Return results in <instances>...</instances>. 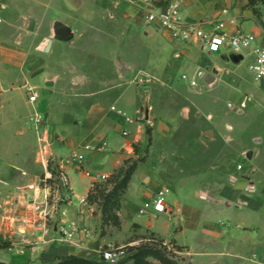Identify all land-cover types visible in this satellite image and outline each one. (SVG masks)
<instances>
[{"label":"crops","instance_id":"crops-1","mask_svg":"<svg viewBox=\"0 0 264 264\" xmlns=\"http://www.w3.org/2000/svg\"><path fill=\"white\" fill-rule=\"evenodd\" d=\"M0 1L4 5L0 12L3 19L0 26V242H9L8 248H0V254L3 253L8 258L3 263L52 264L57 258L72 255L106 264L100 260L104 250L124 246L128 255H131L138 243L150 241V236L160 240L169 251L171 243L181 247L182 251L176 253L182 255L187 264H232L236 262L234 259H241V248L250 245L247 235L252 230L258 234L263 227L252 228L243 223L236 224L233 228L216 226L208 220L212 213L191 204L190 196L197 205H201L204 200L212 202L216 198V207H219L217 205L222 200L235 202L237 198H241L247 203V211L257 215L264 206L263 171L259 173V169L251 165L250 172L243 173L242 167L237 164L236 168L223 167V176L213 185L203 184L199 178L196 179L197 183L194 179H179L169 164L172 155L178 150L170 142L175 132L173 126L161 120L150 128L151 126H146L148 120L138 121L141 106L144 108L143 100L147 97L149 102L148 96H142L146 90L127 97L124 108L120 105L122 94H114L113 99L111 97L115 86L131 76L134 68L140 69L144 75L149 73L152 79H159L168 64L154 62L149 66L133 67L125 62H118L113 67L115 78L112 83L93 84L87 79L88 71L82 65L66 60V49L61 44H56L59 41L53 40L47 52L40 50L45 39L51 37V26L48 25L47 28L49 37L42 38L35 46L30 45V42L26 46L19 45L26 32L24 23L26 25L29 16L31 18V12L25 14L16 11L12 0ZM170 1L175 0H160V4ZM91 2L95 10L108 9L113 15H121L127 25L132 26L130 31L146 25L140 0ZM245 5L246 0H180L179 9L181 17L187 22L201 18L223 19L225 22L236 19V26H228L226 34L231 35L237 29L251 33L256 44L264 46V17L258 21ZM38 20L44 24V20L35 18L34 26ZM75 22L77 21L74 20L73 25ZM154 28L161 30L163 39L174 41L157 24H154ZM70 29L74 38L75 29ZM143 33L145 36L152 35V32ZM189 44L190 46L185 43L179 45L185 56L193 53L196 58L199 53L210 56L230 52L222 50L221 53H208L196 44ZM66 48L72 49L67 45ZM52 54H55L53 58ZM175 54L180 57L178 52L173 57ZM219 62L221 61L217 57L213 60L201 57L198 61V65L206 69L217 70L213 84L217 82L218 74L224 70ZM121 67L129 70L127 77H122ZM30 81H34V84L30 85ZM47 81H52V85L45 86ZM255 81L258 85L245 99L254 100L264 113V79ZM28 87L35 91L37 98V89L40 87L46 94L38 106L37 98L34 102L23 99L29 95ZM107 96L111 100L109 104L104 102ZM30 106L32 113L29 115ZM245 107L242 100L235 109L241 113ZM185 110L188 112L189 109ZM33 113L44 116V123L38 131L30 120ZM127 118L132 122L128 123ZM226 126L230 129L229 125ZM146 128L150 129L149 143ZM124 131L127 134L123 136ZM156 136L165 141L156 143ZM252 139L260 143L256 136H252ZM101 141L107 142L106 150L86 152L85 161L80 167L66 169L69 187L59 188L58 201L51 203L50 218L54 222L49 226L50 231L45 234L37 222L43 208V190L47 186L45 181L55 170L57 160L66 156L70 150L81 149L85 144L96 145ZM204 145V142L199 143L202 148ZM237 154L245 157V148ZM128 160L140 161L120 198L116 212L120 226L116 228L109 224L102 225L100 209L96 203L88 202V194L94 183L103 182L100 180L101 176L110 179ZM162 188L169 189L166 211L155 216L139 215L141 204L149 201ZM81 200L85 201L82 203ZM63 225L76 228L77 232L71 236L64 235ZM185 234L201 245L213 244L217 251L207 252L202 245L203 252L197 253L200 257L197 260L191 247L183 239ZM134 235L139 238L130 239ZM254 247L257 259L252 261L264 264L262 241L256 240ZM10 251L14 255L7 254ZM226 258L233 261L225 260ZM149 260L154 264L158 263L153 259Z\"/></svg>","mask_w":264,"mask_h":264},{"label":"rangeland","instance_id":"rangeland-1","mask_svg":"<svg viewBox=\"0 0 264 264\" xmlns=\"http://www.w3.org/2000/svg\"><path fill=\"white\" fill-rule=\"evenodd\" d=\"M12 3L20 13L31 12L29 19L44 20V24L38 20L34 26V36L30 40V45L35 46L42 38L49 37L48 25L52 26L55 21L74 28L75 36L71 42L56 44H61L63 49H66L64 52L66 60L80 64L88 71L86 77L93 84L112 83L115 78L113 67L118 62H125L133 67L149 66L154 62L168 64L159 79H152L149 73L144 75L140 69L134 68L131 76L115 86L111 97L113 99L114 94H122L120 105L123 107L126 105L127 97H131L132 93L146 90L142 95L149 97V123L146 126L152 128L162 120L169 122L175 130L170 142L178 150L172 155L169 164L179 179H194L195 183L200 180L203 184L213 185L223 176V167L236 168L237 164L242 167L243 173L250 172L251 165H255L259 173L261 171L264 173V113L254 100L245 99L258 85L247 69L252 59L247 55L248 51L241 54L243 59L237 65L222 61L220 54L209 56L199 53L195 58V54L191 53L185 56L179 49V45L183 43L163 39L161 30L155 29L154 24L141 25L130 31L132 26H128L121 15L117 13L113 15L108 9L95 10L91 0H12ZM74 20L79 23L75 22L73 25ZM24 26H27V22ZM144 31L152 32V35L145 36ZM66 45L72 49L66 48ZM177 52L180 53V57L176 59L173 54ZM53 56L55 54L51 55L52 58ZM214 56L221 61L219 64L224 70L218 74L215 84L207 86L199 77V73L205 72L206 68L198 65V61L201 57L205 60L216 59ZM192 82H195V86L191 85ZM33 84L34 81H30V85ZM37 93L36 106L46 96L41 87L37 89ZM23 99L28 100V95ZM242 100L246 107L239 113L235 107L238 108ZM110 101L108 96L104 98L105 103L109 104ZM182 108L189 109L188 112L185 111L184 117L180 115ZM143 110L141 106L138 118L140 122H144ZM31 113L30 106L29 115ZM226 125H229L230 129ZM252 136H256L260 143H256ZM199 137L201 139H198ZM164 141L165 139L160 136L155 137L156 143ZM203 142L204 148L199 146V143ZM243 148L246 153H252V160L238 156L237 152ZM213 199L212 202L204 200L201 205H197L190 196L191 204L212 213L208 220L216 226L233 228L236 224L243 223L252 228L263 227L258 234L254 230L250 231L247 235L250 238V245L242 247V258L234 259L236 262L232 263L255 264V261H252L257 259L254 242L262 241L264 250V206L256 215L247 211V203L241 198H237L235 202L222 200L220 205H217L219 207H216L217 199ZM217 208H220V211ZM53 222L54 219L50 218L48 221L50 227ZM138 238L136 235L130 237ZM183 239L198 260L200 257L197 253L203 252L204 244L201 245L200 242L191 239L188 234H185ZM144 243L150 241H140L138 246ZM204 247L210 253L217 251L213 244H206ZM7 254L14 255L13 251ZM167 256L179 264H187L186 259L172 248L170 251L167 250ZM6 259L7 256L1 253L0 261L5 262ZM230 259L225 260L233 261Z\"/></svg>","mask_w":264,"mask_h":264},{"label":"built area","instance_id":"built-area-1","mask_svg":"<svg viewBox=\"0 0 264 264\" xmlns=\"http://www.w3.org/2000/svg\"><path fill=\"white\" fill-rule=\"evenodd\" d=\"M142 10L144 12V22L146 25L157 24L165 30L169 36L176 41L198 45L202 51L208 53H221L222 50L233 51L238 54H243L248 51L251 56V62L248 65V71L252 74L255 80L264 79V46L256 44L255 37L251 33H246L236 30L233 34H226L225 30L228 26H236V19H228L226 22L223 19L201 18L194 22L185 21L180 14V0L170 1L163 5L160 0H140ZM4 5L0 1V12ZM3 19L0 15V26ZM174 58H179V54H175ZM195 86V82L191 83ZM28 100L34 102L37 94L31 88H27ZM243 106V104H241ZM111 109H114L113 107ZM32 126L38 131L39 127L44 123V116L40 113H33L30 117ZM126 121L131 123L132 120L127 118ZM124 131L122 135H126ZM107 148V142L101 141L96 145L85 144L81 149L70 150L69 153L57 160L55 165V178L57 179V190L51 191L49 186L44 188L43 208L40 210L39 219L37 222L45 234L50 231L48 221L50 219V205L58 201L59 188H68L69 180L66 173L68 168L80 167L85 161L86 152H100ZM51 178V175L49 176ZM105 176H101L100 180L104 181ZM169 189L162 188L146 202H143L138 209L139 215H153L166 211V196ZM85 200H81L83 203ZM65 230V231H64ZM64 235L71 236L77 232L76 228L64 226L62 230ZM128 256L126 247H110L101 253L100 260L106 264H119Z\"/></svg>","mask_w":264,"mask_h":264},{"label":"trees","instance_id":"trees-1","mask_svg":"<svg viewBox=\"0 0 264 264\" xmlns=\"http://www.w3.org/2000/svg\"><path fill=\"white\" fill-rule=\"evenodd\" d=\"M245 8L249 9L253 16L258 20L264 17V0H246ZM147 142L150 141V129L146 128ZM141 160V159H140ZM140 160H128L124 166L119 168L110 179L106 178L103 182H96L92 185L91 191L88 194L87 200L89 203H96L102 215V225H112L116 228L120 226V221L117 216L119 209L120 198L127 188L128 182L134 172L137 163ZM45 184L50 187L51 191L58 189L57 179L54 171L51 172V178L45 181ZM172 244V248L176 252H181L182 248ZM9 242H0V248H8ZM157 261L159 264H179L171 257L167 256L165 246L160 240H156L150 236V243H144L137 246L131 255H128L125 260L119 264H154L151 260ZM0 264H7L0 262ZM52 264H101L97 261H91L77 256H67L57 258Z\"/></svg>","mask_w":264,"mask_h":264},{"label":"water","instance_id":"water-1","mask_svg":"<svg viewBox=\"0 0 264 264\" xmlns=\"http://www.w3.org/2000/svg\"><path fill=\"white\" fill-rule=\"evenodd\" d=\"M25 35L22 37V39L19 42V45L21 46H26L30 40L33 37L34 34V21L32 19H28L27 20V26H26V30H25ZM73 38V33L71 31V29L66 26L65 24L59 22V21H55L53 22L52 26H51V37L45 39L44 43L41 45L40 50L42 52H47L50 44L53 40L55 41H59V42H69L71 41ZM220 58L222 61L226 62V63H232L234 65H237L240 63V61L243 59L241 54L235 53L233 51H230L227 54H221ZM121 71H122V77H127L129 74V70L128 69H124L121 67ZM217 74V70L215 68L212 69H206L205 72H200L199 73V77L202 78L203 82L207 85V86H211L214 81H215V75ZM52 85V81H47L45 82V86H51ZM185 108H182L180 110V115L182 117H184L185 115ZM148 112H149V108H148V98L146 97L145 101H144V111H143V120L147 121L148 120ZM258 141V140H256ZM252 156L251 152H247L245 157L247 159H250Z\"/></svg>","mask_w":264,"mask_h":264}]
</instances>
